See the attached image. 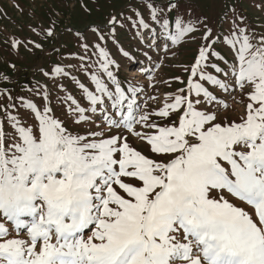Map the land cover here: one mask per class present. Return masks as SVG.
I'll list each match as a JSON object with an SVG mask.
<instances>
[{
    "label": "snow or ice",
    "instance_id": "1",
    "mask_svg": "<svg viewBox=\"0 0 264 264\" xmlns=\"http://www.w3.org/2000/svg\"><path fill=\"white\" fill-rule=\"evenodd\" d=\"M145 7L160 30L149 47L165 56L203 28L187 79L173 77L183 86L157 110H143L100 43L98 59L78 66L91 87L71 77L79 99L61 84L62 99L44 92L39 105L21 102L23 114L3 110L0 264H264V36L254 44L234 25L226 70L219 38L187 0ZM234 89L248 102L225 119Z\"/></svg>",
    "mask_w": 264,
    "mask_h": 264
},
{
    "label": "rangeland",
    "instance_id": "2",
    "mask_svg": "<svg viewBox=\"0 0 264 264\" xmlns=\"http://www.w3.org/2000/svg\"><path fill=\"white\" fill-rule=\"evenodd\" d=\"M145 2L146 0H0V119L4 118V109L11 114H23L26 110L21 107L22 101L39 105L44 92L49 93L54 100L62 99L65 92L60 90L61 84L67 92L79 99L71 77H76L91 87L78 66L82 63L92 64L98 59L94 47L96 43H100L120 65L119 69H113L118 79L126 81L127 78L133 86L142 90L137 96L144 111L150 112L161 107L166 94L183 86L175 82L173 77L187 79L182 67L192 63L197 48L204 43L200 38L203 28L196 34L195 41L189 37L186 43L172 48L177 53L176 56L171 53L165 56L162 51L149 47L153 43L151 35L160 30L150 20ZM164 2L165 0H153L154 6H160ZM187 6L191 7L195 16L206 18L208 27L213 30V37L219 38L220 42L213 47L227 62L220 65L226 70L233 63L234 53L223 40L230 37L234 25L245 29L254 44L259 37L264 36V0H187ZM114 18L115 23H110ZM140 18L149 23L148 29L139 27ZM49 31L51 36L48 35ZM99 35H103L105 40L99 41ZM162 40L161 37L156 43H161ZM17 41L19 43L14 45ZM84 44L89 45L87 52L82 47ZM121 49L127 51L132 59L123 57ZM81 56L90 59L81 61ZM149 57L151 62L146 59ZM55 67L64 68L71 76L54 77L52 70ZM126 67L137 76L124 73ZM147 68L150 72L146 71ZM127 85L129 86L127 82L123 84ZM233 91L234 99L225 101L230 104L225 119H238L244 114V105L248 102L239 90ZM241 100L243 104L237 103ZM12 105H15V110ZM56 107L59 115V106ZM154 119L160 122L158 118ZM129 139L135 147L148 154L147 145L131 137Z\"/></svg>",
    "mask_w": 264,
    "mask_h": 264
},
{
    "label": "bare ground",
    "instance_id": "3",
    "mask_svg": "<svg viewBox=\"0 0 264 264\" xmlns=\"http://www.w3.org/2000/svg\"><path fill=\"white\" fill-rule=\"evenodd\" d=\"M127 72V74H129V75H134L135 77L137 76L135 73H132L131 71H130V69H128V68H126L125 69V73ZM127 77V76H126Z\"/></svg>",
    "mask_w": 264,
    "mask_h": 264
},
{
    "label": "trees",
    "instance_id": "4",
    "mask_svg": "<svg viewBox=\"0 0 264 264\" xmlns=\"http://www.w3.org/2000/svg\"><path fill=\"white\" fill-rule=\"evenodd\" d=\"M155 2V1H154ZM156 3V2H155ZM222 65H224V64H222Z\"/></svg>",
    "mask_w": 264,
    "mask_h": 264
}]
</instances>
